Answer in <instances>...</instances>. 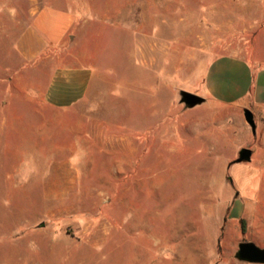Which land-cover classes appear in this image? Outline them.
Instances as JSON below:
<instances>
[{"label": "rangeland", "instance_id": "1", "mask_svg": "<svg viewBox=\"0 0 264 264\" xmlns=\"http://www.w3.org/2000/svg\"><path fill=\"white\" fill-rule=\"evenodd\" d=\"M35 1L0 0V264H263L234 254L264 249V133L180 92L200 96L221 55L264 66V0H149L148 56L136 30L101 25L93 91L66 111L31 95L41 75L15 52ZM112 1L99 9L137 0ZM242 148L251 160L237 163ZM253 173L258 190L242 197L236 182Z\"/></svg>", "mask_w": 264, "mask_h": 264}, {"label": "crops", "instance_id": "2", "mask_svg": "<svg viewBox=\"0 0 264 264\" xmlns=\"http://www.w3.org/2000/svg\"><path fill=\"white\" fill-rule=\"evenodd\" d=\"M158 3L175 4L176 0H158ZM149 4V0L129 1L124 10L106 15L99 8L107 5L114 7L112 0L33 2L29 24L14 45L25 69L37 70L41 75L37 83L40 90H31V95L39 96L46 105L63 111L71 110L89 98L98 78L99 69L95 65L97 59L94 50L100 35L98 30L103 24H114L118 30L121 27L125 37L128 32L126 29L131 31V37L136 30L137 49L141 55L148 56L150 37L148 32H144V14L143 11L140 14V8ZM133 20L137 28H134ZM199 78V94L204 101L242 112L250 111L256 126L264 133V66L254 65L240 54H225L205 65ZM236 183L241 195L244 194L242 197H246V190H258V173L243 176ZM237 198L243 200L238 193L233 202ZM239 210L238 217L230 215L232 220L239 219L245 213L244 202L239 204ZM216 247L218 255L217 243ZM221 249L224 251V247L221 246ZM230 250L225 252L231 253ZM195 253H203V250L196 249Z\"/></svg>", "mask_w": 264, "mask_h": 264}, {"label": "water", "instance_id": "3", "mask_svg": "<svg viewBox=\"0 0 264 264\" xmlns=\"http://www.w3.org/2000/svg\"><path fill=\"white\" fill-rule=\"evenodd\" d=\"M180 102L188 108L198 106L203 103V98L186 91L180 92ZM244 117L246 122L255 131V122L250 111H244ZM252 151L248 148H242L238 153L237 163L249 162L251 160ZM235 258L241 261H248L251 263H263L264 264V249L258 248L254 243L249 241L240 242L237 246Z\"/></svg>", "mask_w": 264, "mask_h": 264}, {"label": "trees", "instance_id": "4", "mask_svg": "<svg viewBox=\"0 0 264 264\" xmlns=\"http://www.w3.org/2000/svg\"><path fill=\"white\" fill-rule=\"evenodd\" d=\"M240 231L241 234H246L247 228H246V221L244 219H240Z\"/></svg>", "mask_w": 264, "mask_h": 264}]
</instances>
